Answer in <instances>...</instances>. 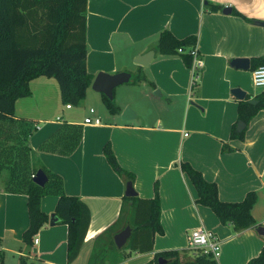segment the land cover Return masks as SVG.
Here are the masks:
<instances>
[{
    "label": "crops",
    "instance_id": "obj_1",
    "mask_svg": "<svg viewBox=\"0 0 264 264\" xmlns=\"http://www.w3.org/2000/svg\"><path fill=\"white\" fill-rule=\"evenodd\" d=\"M208 2L230 7L231 13L211 12L205 8ZM258 22H264V0H88L87 73L92 82L85 99L95 92L92 84L99 73L132 75L131 69L137 67V76L144 78L139 83L131 78L114 90L116 95L117 89L125 88L121 100L115 101L119 113L103 112L104 122L91 108L95 112L91 117L101 120L99 125L85 124L90 116L75 115L74 106H63L53 78L40 77L30 83L31 96L19 99L15 112L35 124L29 139L34 166L60 175L65 194L87 205L91 221L79 255L71 263L66 224L44 226L33 245L27 246L23 234L30 224L28 197L6 191L10 175L4 171L0 175V264H20L22 258L33 264H148L158 253L189 249V234L196 229L219 239L218 264H248L258 257L264 237L254 228L235 232L221 224L210 208L196 203L197 192L181 168L189 164L215 183L222 202H241L255 192L252 215L264 227V109L246 125L243 139L232 137L239 102L259 95L251 61L264 56V27ZM164 31L178 40L198 38L202 67L197 80L180 56L159 53L157 42ZM151 51L155 57L148 66L135 63ZM235 59H249L250 69L234 68ZM234 89L244 91L245 99H237ZM63 124L82 126L77 149L69 156L40 151ZM107 143L120 166L135 175L137 198L154 199L158 187L163 234H156L151 252H133L128 243L121 249L112 246L115 235L130 226L120 230L117 224L129 203L125 201L127 183L104 155ZM57 203V197H44L41 210L50 217ZM191 259V254H181L182 264Z\"/></svg>",
    "mask_w": 264,
    "mask_h": 264
},
{
    "label": "trees",
    "instance_id": "obj_2",
    "mask_svg": "<svg viewBox=\"0 0 264 264\" xmlns=\"http://www.w3.org/2000/svg\"><path fill=\"white\" fill-rule=\"evenodd\" d=\"M87 4L88 0H0V175L4 171L9 172L6 186L8 193L28 197L30 224L23 234V241L29 247L33 245L38 232L49 224L50 217L41 210L42 199L48 196L58 198L55 214L60 223L68 226L70 263L78 257L84 243L91 221L90 210L80 199L65 194L64 181L60 175L44 166H34L29 139L35 124L18 117L15 104L19 99L31 96L30 83L40 77L53 78L58 82L61 100L65 105L79 106L85 99L92 82L91 75L87 73ZM205 8L218 12L223 6L208 2ZM234 14L239 15L237 12ZM197 42L196 36L178 40L171 32L164 31L159 35L157 49L165 56H180L187 68L191 69L193 57L190 49ZM251 61L252 71L264 66V56ZM143 78L138 76L135 82L139 83ZM101 96L109 113L118 114L119 106L115 99ZM255 99L258 101L256 105L249 101L239 102L238 122L243 121L248 126L257 113L264 109V91ZM82 134V126L63 124L39 150L69 156L79 146ZM244 134V130L238 133L234 126L233 138L243 139ZM103 152L113 170L126 183H134L135 175L120 166L110 143L104 146ZM181 168L197 192L196 203L210 208L221 224L232 226L235 232L261 227L252 215L257 202L255 192L248 193L241 202H222L215 183L205 180L202 173L189 164H182ZM39 170L47 176L44 187L34 181ZM155 191L152 200L125 198L129 205L122 209L117 224L120 230L127 224L132 227L133 235L127 246L133 252H151L156 234H163L157 186ZM112 246L115 247L113 240ZM191 252L193 256L188 264H218L213 256L192 248L183 252L158 253L148 264H159L160 258L168 259L173 264H182L181 254L189 255ZM20 264L33 263L22 258ZM248 264H264V247L259 256Z\"/></svg>",
    "mask_w": 264,
    "mask_h": 264
},
{
    "label": "water",
    "instance_id": "obj_3",
    "mask_svg": "<svg viewBox=\"0 0 264 264\" xmlns=\"http://www.w3.org/2000/svg\"><path fill=\"white\" fill-rule=\"evenodd\" d=\"M224 14H230L231 8L225 7L223 9ZM258 25L261 27H264V22H258ZM155 52L151 51L149 53H146L145 55L137 57L135 60V63L139 66H148L150 62L154 59ZM232 66L237 69H243V70H249L250 69V60L249 59H235L232 61ZM131 74L129 73H117L114 75H109L106 73H99L92 84V89L110 100H114V90L126 83H129L131 81ZM232 94L239 100H244L246 97V93L240 89H234L232 91ZM251 104L256 105L258 103L257 100H250ZM246 127V124L243 121L238 122L237 131L240 132L244 130ZM34 181L37 185L44 187L47 182V176L42 170H39L37 174L34 177ZM125 196L128 198H133L137 196V193L135 192V189L133 187V183L128 182L126 186V193ZM58 222H60L59 217L56 214H52L50 216V226L56 225ZM257 232L264 237V227H259L257 229ZM132 236V228L131 226L125 227L122 231L117 233L114 237V242L117 248L121 249L123 248L128 241L130 240ZM159 264H166L167 261L163 258H160L158 260Z\"/></svg>",
    "mask_w": 264,
    "mask_h": 264
},
{
    "label": "built area",
    "instance_id": "obj_4",
    "mask_svg": "<svg viewBox=\"0 0 264 264\" xmlns=\"http://www.w3.org/2000/svg\"><path fill=\"white\" fill-rule=\"evenodd\" d=\"M182 53V49L179 50ZM190 54L193 57L192 71L197 80L196 74L202 67V61L199 56L197 46L195 45L190 49ZM253 83L256 88L264 90V66H260L252 71ZM71 106L67 105V109ZM94 110L91 109L90 114H94ZM101 120L97 117H88L85 119V124L99 125ZM35 177V176H34ZM38 243V239L35 240ZM189 247L200 251L204 255H211L214 259H217L221 255V244L215 234L205 229H196L192 231L188 237Z\"/></svg>",
    "mask_w": 264,
    "mask_h": 264
},
{
    "label": "rangeland",
    "instance_id": "obj_5",
    "mask_svg": "<svg viewBox=\"0 0 264 264\" xmlns=\"http://www.w3.org/2000/svg\"><path fill=\"white\" fill-rule=\"evenodd\" d=\"M117 57H118V60L119 61H122V59H123L122 53H119L117 51ZM136 72H137V67L131 69V73H132L131 76H132L133 79H135V78L138 77L137 74H136ZM51 81L53 83H55L56 87L59 89L58 82L55 79H53ZM125 87H127V86H125ZM124 89L125 88H119V89L116 90V95H114L115 96V101L116 100L117 101L118 100H121V98L123 96L122 94H123ZM256 91H257L258 94H261L264 90L263 89L256 88ZM99 95L100 94H97L96 92H92L91 91L90 94H89V96H88V98L85 99V100H83V102L81 103V105L79 107L78 106H74L73 107V112L72 113H74L75 115H83V113H84V116H90L91 117L93 115L90 114V109L93 108L96 111V116L100 117L101 120H102V122H104L105 116L102 113L104 112L105 114L109 115V112H108L106 106H104V104H103V102H102V100H101V98H100ZM143 105L146 106L147 108H149L148 103L143 102ZM63 106L65 107L64 104H63ZM124 249H127V248H124ZM108 255H110V254L107 253V256H106L107 258H109ZM191 255L193 256V252H191ZM95 260L96 259H93L91 261V263H93ZM10 264H12V263H10Z\"/></svg>",
    "mask_w": 264,
    "mask_h": 264
}]
</instances>
